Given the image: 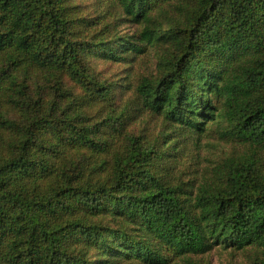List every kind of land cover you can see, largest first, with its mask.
<instances>
[{
  "label": "trees",
  "instance_id": "trees-1",
  "mask_svg": "<svg viewBox=\"0 0 264 264\" xmlns=\"http://www.w3.org/2000/svg\"><path fill=\"white\" fill-rule=\"evenodd\" d=\"M94 59L123 63L122 92ZM217 247L264 264V0H0V264Z\"/></svg>",
  "mask_w": 264,
  "mask_h": 264
},
{
  "label": "rangeland",
  "instance_id": "rangeland-1",
  "mask_svg": "<svg viewBox=\"0 0 264 264\" xmlns=\"http://www.w3.org/2000/svg\"><path fill=\"white\" fill-rule=\"evenodd\" d=\"M139 27L136 24L124 23L119 29L118 33L120 36H133L139 32ZM158 64V54L156 48H151L150 54L147 56L146 61L142 63L140 71L151 72L152 70H157ZM92 72L94 77L100 81H106L108 84L117 83L118 93L123 91L121 79L125 77L124 65L122 62H111L105 60L94 59L91 63ZM39 79L40 78L38 76ZM37 78V79H38ZM73 83H68V86H72ZM119 100V99H118ZM9 117L17 118V115L9 114ZM129 129L137 133H143L146 130L148 124L144 121L132 122ZM228 149L225 145L219 143L218 141L211 140L204 144L201 154L207 161H204L206 165H210L212 160L219 159L225 151ZM206 261L208 264H248V260L240 253H234L229 251H223L217 247L214 251L206 256Z\"/></svg>",
  "mask_w": 264,
  "mask_h": 264
}]
</instances>
